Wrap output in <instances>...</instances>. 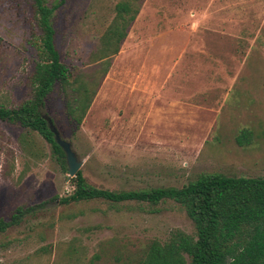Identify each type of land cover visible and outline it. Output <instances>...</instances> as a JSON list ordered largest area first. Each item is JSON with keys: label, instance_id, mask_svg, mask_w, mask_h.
<instances>
[{"label": "rangeland", "instance_id": "1", "mask_svg": "<svg viewBox=\"0 0 264 264\" xmlns=\"http://www.w3.org/2000/svg\"><path fill=\"white\" fill-rule=\"evenodd\" d=\"M129 1L139 13L83 125L70 120L59 85L44 112L88 183L132 191L203 174L264 177V0H67L53 20L62 62L100 81L102 63L90 58ZM40 38L33 0H0V106L32 95ZM245 129L251 141L241 146ZM72 191L49 142L0 121V220L25 210L0 232V264H139L154 241L196 238L174 201L62 205Z\"/></svg>", "mask_w": 264, "mask_h": 264}, {"label": "trees", "instance_id": "2", "mask_svg": "<svg viewBox=\"0 0 264 264\" xmlns=\"http://www.w3.org/2000/svg\"><path fill=\"white\" fill-rule=\"evenodd\" d=\"M33 2L39 16L42 47V59L31 77L33 93L16 108L0 106V121L41 135L67 167L66 155L56 142L51 122L44 114L47 100L59 85L67 101V114L80 128L109 72L112 58L119 53L139 10L130 1L118 4L116 19L90 58L91 62L102 63V79L97 81L84 70H71L61 60L53 20L67 0L52 5L47 0ZM251 134V130H243L238 143L248 145ZM71 183L73 191L60 200L62 205L102 200L111 204L140 202L157 207L174 201L185 209L194 222L196 238L177 231L165 244L154 241L139 264H264V177L203 174L181 188L111 191L90 185L79 171ZM24 213L23 208H18L11 223L0 220V232Z\"/></svg>", "mask_w": 264, "mask_h": 264}, {"label": "water", "instance_id": "3", "mask_svg": "<svg viewBox=\"0 0 264 264\" xmlns=\"http://www.w3.org/2000/svg\"><path fill=\"white\" fill-rule=\"evenodd\" d=\"M52 130L55 134V139L58 145L62 148L66 155L67 165H68V172H69V179L76 177L79 171H81L82 163L79 161L76 153L74 152L71 144L60 137L58 131L53 127L51 123Z\"/></svg>", "mask_w": 264, "mask_h": 264}]
</instances>
